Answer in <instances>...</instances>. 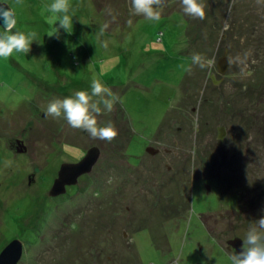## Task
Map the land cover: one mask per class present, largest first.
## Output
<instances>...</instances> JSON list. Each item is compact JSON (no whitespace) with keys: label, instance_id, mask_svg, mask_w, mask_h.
<instances>
[{"label":"rangeland","instance_id":"374dc122","mask_svg":"<svg viewBox=\"0 0 264 264\" xmlns=\"http://www.w3.org/2000/svg\"><path fill=\"white\" fill-rule=\"evenodd\" d=\"M0 3L12 31L36 33L0 59V252L19 239L18 264H230L227 241L264 215V0H204L203 19L161 0L159 21L130 0H70L71 33L52 36L51 0ZM94 79L119 97L97 115L118 129L111 140L44 112ZM93 146L91 172L48 196L60 166Z\"/></svg>","mask_w":264,"mask_h":264},{"label":"clouds","instance_id":"9594fccd","mask_svg":"<svg viewBox=\"0 0 264 264\" xmlns=\"http://www.w3.org/2000/svg\"><path fill=\"white\" fill-rule=\"evenodd\" d=\"M161 0H130L131 10L136 14H142L149 21L161 19ZM182 12L192 17L201 19L205 16L204 0H181ZM52 21H55V29L49 36L58 34L59 29L67 33L73 26L75 11L70 0H51L47 5ZM78 19V18H77ZM14 13L0 5V59H6L14 53L28 52L30 45L36 41L34 30L16 29ZM248 53H245V56ZM191 63L205 68L213 63L212 59L202 60L199 53L191 56ZM97 97V99H93ZM119 97L109 87L99 80H92L90 90L77 89L62 98L54 97L48 101L44 109L45 115L60 117L67 121L73 128L85 130L90 136L111 140L117 135L118 129L112 121L102 126L97 124V115L103 111H111L113 104ZM264 213V208L260 210ZM230 264H264V215H261L247 229L240 245V250L228 257Z\"/></svg>","mask_w":264,"mask_h":264},{"label":"water","instance_id":"95a60500","mask_svg":"<svg viewBox=\"0 0 264 264\" xmlns=\"http://www.w3.org/2000/svg\"><path fill=\"white\" fill-rule=\"evenodd\" d=\"M3 7L9 8L6 4L0 3ZM10 9V8H9ZM11 10V9H10ZM2 29V26H0ZM231 66V59L228 55V49L224 48L223 54L218 58L216 67L219 74L223 75ZM211 80L216 84L215 76L212 74ZM217 136L219 140L225 137V128L220 126L217 128ZM24 150L26 148L22 146ZM149 154H154L153 148H147ZM100 157V149L96 146L87 150L86 154L76 163H63L60 166L58 177L54 180L51 190L48 193L50 197H57L66 193V188L77 184L78 179L89 174L93 166L97 163ZM242 240L235 237L227 241V249L232 250L234 253L240 250ZM23 254V243L19 239H13L9 244L0 252V264H18Z\"/></svg>","mask_w":264,"mask_h":264},{"label":"flooded vegetation","instance_id":"af4514ba","mask_svg":"<svg viewBox=\"0 0 264 264\" xmlns=\"http://www.w3.org/2000/svg\"><path fill=\"white\" fill-rule=\"evenodd\" d=\"M212 75V74H211ZM210 75V76H211ZM210 78V80H211V77H209ZM212 81V80H211ZM213 83V82H212ZM214 84V83H213ZM205 117V116H204ZM203 117V118H204ZM205 120H206V117H205ZM209 121H205L204 123L205 124H207ZM221 126H223L224 128H225V126L224 125H221ZM220 127V126H219ZM218 128V127H217ZM217 128H216V132H217ZM218 134V133H217ZM225 136H226V130H225ZM217 139H218V136H217ZM218 141L219 142H221L222 144L225 142V139H223L222 141L221 140H219L218 139ZM94 147V146H93ZM97 147V146H96ZM149 147H152V146H150L149 145ZM227 147V146H226ZM99 148V147H98ZM153 148V152H154V154H149L148 152H147V154H149V155H152V156H155L156 154L158 155V154H160V152H161V150L160 149H158V148H154V147H152ZM90 149V148H89ZM100 149V148H99ZM88 150V149H87ZM87 150H86V152H87ZM164 150V152H165V154L166 153H168V154H173V153H170V150H168V149H163ZM86 152H84V154H82V156L81 157H79L78 159H76V160H74V161H72V162H70V163H76V162H78L85 154H86ZM234 151L233 150H230V152L229 153H233ZM165 154H163V155H165ZM167 154V155H168ZM177 156V154L176 153H174V156ZM169 168V167H168ZM87 174H85V175H83V176H81L79 179H78V182H79V180L80 179H82L83 177H85ZM77 182V183H78ZM70 188H72V186H69V187H67L66 188V190L68 191ZM201 220H202V223H203V225L205 226V229H206V232H207V215H204V216H201ZM232 251V250H231ZM170 264V263H169Z\"/></svg>","mask_w":264,"mask_h":264}]
</instances>
